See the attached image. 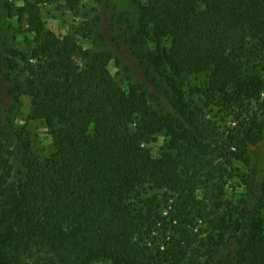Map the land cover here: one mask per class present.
Instances as JSON below:
<instances>
[{
	"label": "trees",
	"instance_id": "trees-1",
	"mask_svg": "<svg viewBox=\"0 0 264 264\" xmlns=\"http://www.w3.org/2000/svg\"><path fill=\"white\" fill-rule=\"evenodd\" d=\"M57 1L17 10L31 46L11 93L53 151L14 178L0 141V264H264V0L136 1L169 110L111 81L107 52L46 30Z\"/></svg>",
	"mask_w": 264,
	"mask_h": 264
},
{
	"label": "rangeland",
	"instance_id": "rangeland-1",
	"mask_svg": "<svg viewBox=\"0 0 264 264\" xmlns=\"http://www.w3.org/2000/svg\"><path fill=\"white\" fill-rule=\"evenodd\" d=\"M25 0H0V141L12 153L13 177L24 172V159L28 154L39 158L53 151L52 141L41 120L30 116L29 98L11 93L18 54L27 52L31 36L26 33L24 20L17 10ZM137 0H79L77 9H68L65 0L40 8V18L46 30L57 36H73L85 49L105 51L109 55V79L123 88L130 85L145 88L155 107L169 110L161 86L151 81L155 75L142 64V58L153 50L149 35L138 23ZM143 4V0H138ZM17 59V60H16ZM10 66V69L8 68ZM11 80V81H10ZM162 139L143 146V152L156 156L162 147ZM262 145L252 149V156L259 164ZM229 191H241L242 183L235 179ZM238 227L233 229L234 233ZM95 264H109L100 261Z\"/></svg>",
	"mask_w": 264,
	"mask_h": 264
}]
</instances>
